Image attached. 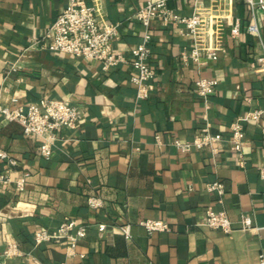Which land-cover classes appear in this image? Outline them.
<instances>
[{"label": "crops", "instance_id": "crops-1", "mask_svg": "<svg viewBox=\"0 0 264 264\" xmlns=\"http://www.w3.org/2000/svg\"><path fill=\"white\" fill-rule=\"evenodd\" d=\"M70 0H0V92L11 108L41 98L77 105V128H61L50 159L40 153L42 140L24 133L18 122L0 116V148L18 160L14 172H29L25 190L0 184V261L9 264H259L264 254V116L244 122L243 154L221 145L183 153L163 141L192 140L206 122L214 132L230 135V125L248 112L264 108V68L257 62L258 38L249 31L253 14L245 0H169L173 11H198L203 23L198 43L215 47L219 58L203 67L184 62L193 39L176 23L156 18L149 63L156 70L155 89L138 100L130 81L131 64L103 71L93 61L43 48L42 37ZM155 0H88L105 21L121 22L113 46L131 58L142 41L143 27L132 18ZM264 41V13L256 12ZM235 23L240 34L232 35ZM218 80L208 106L196 91L201 77ZM140 147V150H137ZM4 164L0 165V172ZM14 176V174H13ZM220 181L222 201L208 184ZM100 195L105 205L89 206ZM208 208L226 210L234 231L200 226ZM249 216L253 228L241 227ZM88 227L87 236L68 254V241L37 245L35 233L55 230L65 218ZM162 219L169 232L148 234L139 223ZM105 222L102 230L98 223ZM131 224V238L120 225ZM16 242L18 253L5 258Z\"/></svg>", "mask_w": 264, "mask_h": 264}, {"label": "built area", "instance_id": "built-area-1", "mask_svg": "<svg viewBox=\"0 0 264 264\" xmlns=\"http://www.w3.org/2000/svg\"><path fill=\"white\" fill-rule=\"evenodd\" d=\"M169 0L148 1L141 5L132 16L138 20L143 27L142 41L131 50V58L115 50L113 43L119 38L121 22L111 23L101 18L97 5L89 4L88 0H70L68 6L58 15L46 34L42 37L43 48L52 53L70 54L78 58L93 61L101 66L105 72L118 67L120 64L129 62L131 64L130 81L136 87V97L143 100L149 97L155 89L154 80L156 70L151 67L149 58L151 44L153 41L152 23L156 18H161L164 23H176L179 32L185 37L193 39V47L189 53L183 52L182 59L188 63L194 62L198 67H203L215 62L219 58L218 49L215 47L203 49L197 40L199 27L203 23V17L198 11L190 15L179 14L167 5ZM250 6L253 14V22L248 29L259 40L260 53L257 55V62L264 68V41L256 20V12L264 13V0H245ZM240 34V27L235 23L232 28L234 37ZM196 91L208 106L211 95L215 92L218 80L214 77L201 76L195 81ZM0 116L7 122H18L24 128V133L34 135L42 140L40 146L41 155L50 159L53 155L58 131L61 128L75 130L82 117V110L77 105L70 104L67 100L44 97L27 106L11 108L1 99L0 92ZM264 116V108L248 112L245 116L238 117L230 125L228 138L221 132H214L211 124L206 122L192 140H174L165 142L157 135L155 144L159 146H172L183 153L193 150H208L217 155L221 145L225 142L230 148L242 158L243 144L245 139L244 122H260ZM140 150V147H137ZM4 169L0 172L1 185H14L18 192L25 190L26 182L30 176L29 172L17 174L14 169L18 166V160L6 150L0 148V165ZM14 174V176H13ZM258 175L264 180V164L258 167ZM208 190L216 192L222 201L225 192L223 183L214 181L208 184ZM89 206L94 209L103 208L105 202L98 195H92L88 199ZM148 234L171 231L170 224L162 219H146L139 223ZM241 227L244 229L253 228V222L249 216H242ZM200 226L214 230H220L231 234L235 227L226 210H215L208 208ZM102 230L108 228L105 222L98 223ZM131 224L119 226L125 238L132 236ZM88 227L78 224L75 219L65 218L55 230L40 229L35 233L34 240L37 245L66 239L68 241V254H72L76 246L87 236ZM18 253L16 242L8 244L4 252L5 258H12ZM0 264H9L0 261ZM259 264H264V254L259 255Z\"/></svg>", "mask_w": 264, "mask_h": 264}]
</instances>
